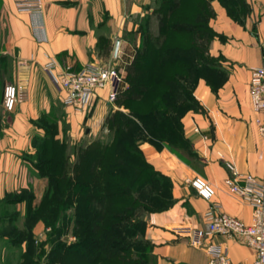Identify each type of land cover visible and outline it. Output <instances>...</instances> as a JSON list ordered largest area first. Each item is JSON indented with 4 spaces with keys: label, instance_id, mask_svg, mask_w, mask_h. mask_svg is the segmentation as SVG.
I'll use <instances>...</instances> for the list:
<instances>
[{
    "label": "crops",
    "instance_id": "obj_1",
    "mask_svg": "<svg viewBox=\"0 0 264 264\" xmlns=\"http://www.w3.org/2000/svg\"><path fill=\"white\" fill-rule=\"evenodd\" d=\"M246 1L250 12L240 22L219 0H212L215 15L209 25L216 36L209 54L219 69L211 80H199L194 95L201 108L183 117L192 153L142 145L154 167L173 181L171 205L145 216L144 237L152 244L156 264H207L204 244L211 240L226 246L236 264L255 259L254 247L240 235H202L204 244L190 242L196 231L204 233L205 214L213 202L244 221L252 218V206L224 184L231 173L227 162L242 175L264 176V140L256 122L262 114L254 109L249 94L252 68L264 64V0ZM43 2V11L32 13L17 10L12 0H0V75L11 77L24 93L15 109L7 111L2 104L4 88L0 90V234L17 220L25 221L27 202H41L46 193L48 179L39 174L30 157L35 153L34 137L45 133L42 117L61 107L74 136L84 126L98 127L106 118L102 99L108 89L99 91L90 108L65 104V91L56 85L46 64L56 60L80 69L90 62L101 64L109 55L126 66L141 39L139 34L134 39L123 34L136 32V20L154 11L148 7L150 0ZM58 125L55 137L62 139L63 120ZM196 174L215 185L212 200L200 196L190 184L188 179Z\"/></svg>",
    "mask_w": 264,
    "mask_h": 264
},
{
    "label": "trees",
    "instance_id": "obj_2",
    "mask_svg": "<svg viewBox=\"0 0 264 264\" xmlns=\"http://www.w3.org/2000/svg\"><path fill=\"white\" fill-rule=\"evenodd\" d=\"M163 1L157 9L159 32L154 35L147 26L140 28L141 43L126 65L127 86L117 96L131 113L112 110L104 120L113 138L96 139L81 147L71 170L69 154L59 146L55 132L45 139L51 144L43 145L39 163H34L39 174L48 179L43 198L47 210L41 215L47 223L57 209L83 206L88 212V201H95L99 211L90 222L91 232L111 231L101 243V255L90 260L95 264H142L136 256L125 260L126 255L132 246L143 247L146 243L138 240L144 214L171 205L173 181L154 167L141 146L147 141L159 149L166 146L190 155L193 148L184 134L183 117L188 111L201 108L194 95L199 80H211L219 69L209 54L216 36L209 25L215 15L212 0ZM219 1L237 21L242 22L250 12L246 0ZM237 3L246 9H241L244 17L236 14ZM72 191H80L82 196L87 193L88 200L85 197L84 203L72 202ZM85 220L86 215L78 217L76 228ZM130 239L132 242L127 243ZM86 244L83 239L69 248L82 250ZM30 262L33 263L23 264Z\"/></svg>",
    "mask_w": 264,
    "mask_h": 264
},
{
    "label": "rangeland",
    "instance_id": "obj_3",
    "mask_svg": "<svg viewBox=\"0 0 264 264\" xmlns=\"http://www.w3.org/2000/svg\"><path fill=\"white\" fill-rule=\"evenodd\" d=\"M163 3V0H150L148 7L153 8L156 11H153V14L149 11L148 15L136 20L138 24L137 31L127 30L123 36L128 39H134L137 38L139 34L141 39L142 34L140 28L143 26H147L152 34L157 35L159 32L157 9H160ZM241 5L242 4L240 3L234 5L235 12L238 16L244 17L241 9H243V11L246 9ZM101 64H113L123 70L125 75V86H127L126 66H123V63H119L116 58L108 55L106 56L105 61H102ZM5 71H7V69ZM206 72L210 75V71ZM8 82H12L11 77L1 74L0 90L3 89ZM98 95L96 96V99ZM103 96H101V98L103 97L102 104L105 107L106 116L112 110H120L128 114L131 113L129 108L120 104L119 99L109 103L108 92ZM148 102L149 101L147 100L142 103L141 107L143 106L142 108H144ZM88 107H91V103ZM58 120H63L62 129L64 131V136L62 139H59L58 144L59 146L62 145L64 147L63 151L69 154L72 168L74 167L75 160L79 158L78 152L81 147L93 143L96 139L107 141L113 138L112 131H109L108 127L104 126V121L102 124H99L98 127L93 124L91 126H84L76 136L72 135L70 133V124L64 119L63 109L61 107H56L41 119L45 133L34 137L35 153L30 155L34 163H39L40 150L43 145L46 143L51 144L50 141L47 142L45 139L51 138L53 134L57 132L59 127ZM144 143L152 144L147 141H144ZM163 148L168 147L164 146L157 149L162 150ZM186 155L189 156V154ZM71 170H74V168ZM195 176L202 175L196 174ZM43 178L47 177L45 176ZM88 179L90 178L88 177ZM80 196H82L80 191L76 193L72 191L70 198L72 199V202L75 203H84L85 197L88 200L87 193L82 197ZM30 201L27 202L26 205L27 216L25 217V221L22 219H19V221L17 220L14 224L8 225L7 229L3 230L5 234H0V261L4 262V264H23L25 261H33V263L30 262L29 264H95L90 260L96 255H101V243L104 242V238H107L111 231L100 229L99 231L91 232L90 222L96 217L99 211L94 200L88 201V212L84 211L83 206H80V208L78 206V209L74 208V210L71 208L69 210L57 209L54 211L56 216L54 215V217L50 218V223H47L41 216L42 213L47 210L46 205H43L44 200L42 199L41 202H35V200L32 199ZM146 214L147 213L144 214V217ZM84 215H86L85 222L79 223L78 228H76V219ZM86 222H89V224ZM145 228L146 221L144 222V225L140 227L138 240L146 241L148 244L143 242V247L132 246L129 255H126L125 260L136 256L141 259L142 264H156L155 256L152 254V244L144 237ZM105 233H107V235L104 237ZM83 239L88 243L86 244L85 249L76 250L69 248L72 244ZM132 240L134 241V238ZM132 240H128L127 243L132 242ZM137 253H139V255ZM98 264H101V262Z\"/></svg>",
    "mask_w": 264,
    "mask_h": 264
},
{
    "label": "built area",
    "instance_id": "obj_4",
    "mask_svg": "<svg viewBox=\"0 0 264 264\" xmlns=\"http://www.w3.org/2000/svg\"><path fill=\"white\" fill-rule=\"evenodd\" d=\"M12 1L19 11L41 13L44 9L43 0ZM45 68L51 72L56 85L65 91L64 103L78 108L88 106L102 89H108V102L112 103L125 86L124 71L113 64L90 62L80 69H74L71 65L51 60ZM249 94L254 109L262 114L256 122L264 140V64L252 68ZM23 97L24 93L18 84L6 83L2 99L4 109L13 111ZM226 165L231 173L224 179V184L230 193L252 206V218L249 222L244 221L220 210L219 205L213 202L205 214L204 233L196 231L190 242L194 245L204 244L202 235H240L255 249V259L248 264H264V176L257 177L250 173L242 175L233 163L227 162ZM188 180L200 196L208 200L215 197L216 187L205 177L194 176ZM204 245L209 254L207 264H236L222 243L211 240Z\"/></svg>",
    "mask_w": 264,
    "mask_h": 264
},
{
    "label": "water",
    "instance_id": "obj_5",
    "mask_svg": "<svg viewBox=\"0 0 264 264\" xmlns=\"http://www.w3.org/2000/svg\"><path fill=\"white\" fill-rule=\"evenodd\" d=\"M118 49H119V40H117V41H116V44H115V49H114V53H115V55L117 54Z\"/></svg>",
    "mask_w": 264,
    "mask_h": 264
}]
</instances>
